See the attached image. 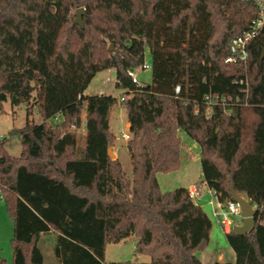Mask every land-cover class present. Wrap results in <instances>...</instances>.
<instances>
[{
	"label": "trees",
	"instance_id": "16d2710c",
	"mask_svg": "<svg viewBox=\"0 0 264 264\" xmlns=\"http://www.w3.org/2000/svg\"><path fill=\"white\" fill-rule=\"evenodd\" d=\"M79 9L83 28L74 24ZM258 16L253 0H0V114L3 103L18 107L35 95L43 118L11 132L19 157L0 143L13 264H44L42 236L54 238L60 264H107L106 246L132 235L136 254L150 259L133 264H202L196 253L209 243L211 220L188 189L163 192L157 179L181 168L180 132L201 148L197 188L206 185L223 202L233 188L257 207L248 235L226 237L235 264H264V28L246 67L225 63L232 41ZM147 48L153 76L143 86L129 72L141 69ZM106 70L116 71L125 95L86 98ZM206 95L230 104L211 108ZM118 104L130 124L132 179L108 155ZM84 109L82 148L75 130Z\"/></svg>",
	"mask_w": 264,
	"mask_h": 264
},
{
	"label": "rangeland",
	"instance_id": "374dc122",
	"mask_svg": "<svg viewBox=\"0 0 264 264\" xmlns=\"http://www.w3.org/2000/svg\"><path fill=\"white\" fill-rule=\"evenodd\" d=\"M145 63L152 66V56L148 48L145 53ZM152 76V68L149 71H140L138 73L139 83L143 86L152 84ZM125 93L126 92L124 90L119 89L116 85V71L106 70L98 73L94 77L93 81L85 91L84 96L86 98L94 96H112L114 98H119L125 95ZM34 96L35 95H33L30 104L23 103L18 107H13L10 101L3 103L4 113L0 114V143L3 139H5L4 149L14 157H19L21 155L22 145L17 137L11 135V132L13 130L24 128L28 123V119L33 125L43 123V118L38 108L34 105ZM29 107L33 108L32 114L28 118ZM85 113L86 111L84 109L83 118H85ZM49 124L54 125L55 121L52 120ZM127 124L128 117L123 106L118 104L113 107L111 110V125L114 133L113 135L116 138L113 147L119 155V161L123 166L126 176L132 179L133 168L131 157L126 148L128 141L121 137L122 133L130 134L129 129L126 127ZM83 130L85 131L84 125L82 128H78L75 131L78 136V145L84 148L85 140L82 138L84 133ZM179 136L183 145L182 165L176 172L157 175L160 188L163 192H171L179 189L181 186L188 187L191 184L199 182L201 178V148L199 144L189 139L183 132H180ZM116 159L118 158L116 157ZM202 190L203 197L197 204L201 206L211 220L212 230L207 247L204 250L197 252V257L200 259L202 264H235L236 256L228 244L226 234L223 232L221 226L212 217L211 208L208 205V201L210 200L209 189L203 184ZM240 196L250 202L246 195L241 194ZM251 205L254 208L253 203H251ZM231 219L234 226L242 225L243 223V219L241 217H232ZM13 236L14 224L9 216L7 206L2 201V197L0 195V258L5 260L6 264H13V248L11 245ZM137 242V237L132 235L118 244H108L105 250V262L107 264L148 263L150 261L148 257L136 254ZM53 246V237H47L39 242V247L42 250L45 264H59L58 260L54 256ZM220 257L222 258V261H220Z\"/></svg>",
	"mask_w": 264,
	"mask_h": 264
},
{
	"label": "built area",
	"instance_id": "2783aa9c",
	"mask_svg": "<svg viewBox=\"0 0 264 264\" xmlns=\"http://www.w3.org/2000/svg\"><path fill=\"white\" fill-rule=\"evenodd\" d=\"M257 8L259 9V16L255 20L252 21L251 26L248 30L244 31L241 35L235 38L230 46V55L225 60L226 64L230 65H243L247 66V62L249 59V45L250 43L261 33L264 28V0H253ZM152 68L150 64L144 63L141 69L131 70L129 72V76L132 81L138 85H142L138 80V73L140 71H149ZM241 85L248 86L246 81H240ZM181 91L180 86L175 88V94L178 95ZM248 90H246V93ZM124 100V99H121ZM205 102L209 107L221 106L226 108L229 106L226 98H223L219 95H206L204 98ZM240 104V100L237 99L235 101V106ZM230 113V111H228ZM207 118L211 117V113L208 112L206 115ZM82 126L85 125V118L82 120ZM81 126V128H82ZM121 137L129 141L131 139L130 134L122 133ZM190 198L198 203L203 197L202 188H197L196 185L188 189ZM210 200L208 201V205L211 208L212 217L216 220V222L221 226L223 232L225 234H230L234 231V223L232 221V217H241V208L239 204L230 200L228 202H223L220 200L218 194L215 191L209 190ZM1 195V192H0ZM257 210V207L254 205V208ZM237 226V225H236Z\"/></svg>",
	"mask_w": 264,
	"mask_h": 264
},
{
	"label": "water",
	"instance_id": "95a60500",
	"mask_svg": "<svg viewBox=\"0 0 264 264\" xmlns=\"http://www.w3.org/2000/svg\"><path fill=\"white\" fill-rule=\"evenodd\" d=\"M84 14H85V9H79L76 13V20L74 22V24L79 25L81 28H83L82 17ZM108 50L110 52L118 54V51L112 45L109 46ZM263 57H264V52L262 58ZM108 155L110 159L116 160V155L113 153L112 147H109ZM230 195L232 201L239 204L241 208V218L243 219L242 225L234 226V232L239 236L248 235L255 226L254 218L257 214V210L253 209L251 203L243 199L239 194L235 192L233 188H230Z\"/></svg>",
	"mask_w": 264,
	"mask_h": 264
},
{
	"label": "crops",
	"instance_id": "0c3cea01",
	"mask_svg": "<svg viewBox=\"0 0 264 264\" xmlns=\"http://www.w3.org/2000/svg\"><path fill=\"white\" fill-rule=\"evenodd\" d=\"M129 123L126 125V127L128 128V129H130V127H129ZM110 128H111V131H112V133H113V129H112V125H111V118H110ZM84 131V130H83ZM114 134V133H113ZM82 138H83V140H85V142H86V132L84 131V133H83V135H82ZM83 148V147H82ZM85 148V147H84ZM126 148H127V144H126ZM113 150H114V153H115V155H116V157L120 160V158H119V155L117 154V152L115 151V148L113 147L112 148ZM128 150V149H127ZM193 186H195V184H191L190 186H181L180 188H185V189H190L191 187H193ZM45 238H47V237H44V236H42L41 237V240H40V242L42 241V240H44ZM220 261H222V258L220 257ZM44 264H45V260H44ZM57 264V263H56ZM60 264V263H59Z\"/></svg>",
	"mask_w": 264,
	"mask_h": 264
}]
</instances>
